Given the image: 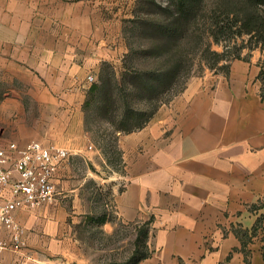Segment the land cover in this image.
Here are the masks:
<instances>
[{"label": "crops", "instance_id": "1", "mask_svg": "<svg viewBox=\"0 0 264 264\" xmlns=\"http://www.w3.org/2000/svg\"><path fill=\"white\" fill-rule=\"evenodd\" d=\"M68 1L0 0V82L8 86L1 128L20 121L23 111L13 117L14 111L23 108L20 94L28 93L48 111L40 121L49 126L47 136L63 131L60 125L86 136V78L103 61L119 62L126 47L115 19L95 20L88 5L81 14L63 15ZM61 22L78 35L61 36L55 29ZM262 70V49L233 59L227 73L191 79L147 126L125 135L122 148L131 162L123 189L113 191V218L103 212L84 219L86 200L68 160L51 202L16 210L27 243L5 250L0 264H128L127 258L104 256V244L86 242L88 221L107 237L119 224L131 226L136 236L149 222L151 255L138 264H248L246 258L264 264L259 230L253 235L261 215L253 206L264 198ZM9 136L24 141L19 132ZM7 237L0 225V239Z\"/></svg>", "mask_w": 264, "mask_h": 264}, {"label": "rangeland", "instance_id": "2", "mask_svg": "<svg viewBox=\"0 0 264 264\" xmlns=\"http://www.w3.org/2000/svg\"><path fill=\"white\" fill-rule=\"evenodd\" d=\"M156 1L163 7L169 4V0ZM68 2L65 5L67 7L62 11L63 15L67 12L70 15L81 14L85 10V6L88 5L95 20L100 18L115 19L114 27H118L120 30L126 53L119 62H108L114 67L115 75L111 76L104 69L103 63L107 61L101 62L98 70L92 72L96 77V83L101 84L103 89L105 88L103 91L107 90L110 83L111 86L118 83V88L123 89L114 92V95L119 99L118 110L115 111L118 115L114 117L117 123L121 119V108L125 104H129L133 110L150 111L155 106H159V110L160 107H165L178 96L181 97L184 88L191 79L203 77L208 73L223 72L224 66L233 56L246 57L251 51L262 48L254 38L241 35L235 26L239 10L242 12L243 10L250 12L255 10L247 7L243 0H203L196 17L184 24L177 39L152 37L147 30L131 21L132 18H148L144 15L141 0H69ZM149 18L153 19L154 17ZM155 20L159 22L161 17H157ZM65 24L66 22L57 24L56 32L61 33V36L78 35L70 33L69 27L66 28ZM108 71L111 72L110 69ZM155 71H172V84L170 89L165 92H162L163 87L160 85L149 88L148 94L154 95V98L148 100L144 94L134 90L130 82L134 80L137 72ZM100 76H102L101 80ZM88 86L89 92L92 84L88 83ZM7 87L6 83L0 82V103L4 99ZM88 92L85 101L90 98ZM20 95L23 108L15 109L13 117L15 114L21 115L20 112L23 111V119L0 127V135H3L0 137L6 141L19 142L20 140L22 143L38 139L45 143H55L68 148L71 152L69 161L76 186L79 188L80 196L86 200L80 208L82 212H85L84 219L89 214L101 215L103 212H108L113 218L116 211L113 191L115 188L123 189L126 184L127 166L131 162L125 157L122 148L124 145L121 141L126 138L125 135L143 129L149 122L141 129L116 133L114 126L108 122V118L111 116L105 117L97 111L98 106L101 105L102 99H100L93 102L87 110L83 109L82 130L86 136H77L75 133H71L69 131L72 128L71 125H60L63 131L58 132L57 136H51V134L47 136L46 132L49 126L45 123L41 124L40 121L42 120L41 116L47 114L48 111L41 110L38 107V102L32 99L31 94ZM43 120L46 122L50 119L45 117ZM14 132L24 135L21 136L24 137V141H21V138L18 139L20 136H9ZM256 206H261L259 208V210L261 209L260 217L263 216L264 198ZM84 229L86 242L91 245L102 246L104 244V256L110 254L112 262H116L117 259L122 261L124 258L129 260L136 251L137 235L134 236L131 226L119 224L110 237L103 236L89 221L86 222ZM258 230L260 232L258 238L263 241V251L264 217L259 222ZM94 241L96 242L93 243ZM143 246L139 245L140 252L135 254L134 260L141 256ZM109 249L110 253H107ZM98 255L102 261L103 253H98ZM128 264L130 263L128 262Z\"/></svg>", "mask_w": 264, "mask_h": 264}, {"label": "trees", "instance_id": "3", "mask_svg": "<svg viewBox=\"0 0 264 264\" xmlns=\"http://www.w3.org/2000/svg\"><path fill=\"white\" fill-rule=\"evenodd\" d=\"M203 0H169V4L166 7H163L162 4L158 3L156 0H141L144 8V15L148 18L135 19L132 18L131 21L138 24L139 27L148 31L152 37L159 39H177L179 38L178 33L183 30V26L186 22L194 19L197 11L200 9ZM247 7H250L253 12L249 10H239L237 15V21L235 26L238 28V32L241 35H248L251 38H254L258 44H261V49L264 51V0H243ZM263 13V14H262ZM149 17H154L153 19ZM161 17V21L157 22L155 19ZM240 58V56H233V59ZM223 68V72L227 73L229 70L230 61ZM104 69L107 70L108 74L111 76L115 75L114 67L108 63H103ZM111 70L108 71V70ZM172 71L167 72H137V75L131 80L130 85L134 90H138L148 100H152L154 95H149V88L154 87L155 85L162 86V92L168 91L172 84L171 73ZM102 76H100V80ZM259 79L263 82L264 85V70L259 74ZM105 88L99 83H94L89 89V96L83 105V109L87 110L93 102L101 100V105L98 106V112L102 113L103 116L110 115L108 122L114 126V131L116 133L122 131H133L135 129L143 128L151 119L154 117L155 113L158 111L159 106L153 107L150 111H141L133 110L130 108L129 104H125L121 108V119L119 122H115V116L118 115L115 111L118 110L119 99L118 96L114 95L115 90H123L118 88V83H115L111 86V83L108 85L106 91ZM164 102V101H162ZM161 102V103H162ZM255 210H259L261 206H253ZM264 217H259L253 227V235L257 233L259 222ZM149 222L144 223L140 228H138V233L135 240L136 251L133 256L128 260L130 264H138L141 259H145L151 255V252L148 248V239H149ZM144 245L143 251L140 257L134 260L135 254H138L139 245ZM245 246V242H244ZM264 253V248H263ZM248 264H250L249 259H247ZM127 262V263H128Z\"/></svg>", "mask_w": 264, "mask_h": 264}, {"label": "built area", "instance_id": "4", "mask_svg": "<svg viewBox=\"0 0 264 264\" xmlns=\"http://www.w3.org/2000/svg\"><path fill=\"white\" fill-rule=\"evenodd\" d=\"M87 82H96L94 74ZM68 148L32 139L23 144L0 137V225L8 233L0 239V255L26 246L25 229L15 218L18 209H37L56 195L59 169L70 159Z\"/></svg>", "mask_w": 264, "mask_h": 264}]
</instances>
